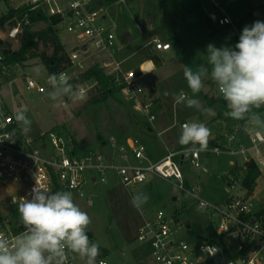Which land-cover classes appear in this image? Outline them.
Here are the masks:
<instances>
[{
	"label": "rangeland",
	"instance_id": "1",
	"mask_svg": "<svg viewBox=\"0 0 264 264\" xmlns=\"http://www.w3.org/2000/svg\"><path fill=\"white\" fill-rule=\"evenodd\" d=\"M148 1L151 3L149 10L145 9L146 0H118L102 9V24L111 27L116 36L126 28L133 33L137 41L116 56L89 50L87 55L81 57L84 67L82 70L77 67L67 68H71L68 73L69 83L78 88L84 96L83 100L68 97L59 101L51 100L49 93L52 88L48 84L50 74L39 58L8 68L1 82L3 85L0 96L13 115L21 106L28 108L27 116L32 122L28 132L30 137L38 138L49 131H59L78 147L95 152H107L106 144L111 137L122 144L133 137L145 147V160H131V163L145 169L157 165L170 152L181 150L179 137L183 123L205 124L211 130V138L217 135L218 141L225 139L234 129H242L243 125L231 127L229 124L218 122V118L215 120L220 106H209L208 99L218 100L221 95L211 79H206L202 90L193 96L183 73L185 67H191L195 71L200 64L206 63L207 45L234 48L245 26H251L257 20L264 21V0H214L218 7H215L212 0ZM19 2L9 0L6 3L5 0H0V17L10 9H15ZM182 7L187 13V19L179 31L183 52L178 54L174 47L169 51L155 50L154 46L151 47L154 38L171 44V23ZM222 11L232 21V25L220 27L214 24L209 28L205 23L206 17L213 14L220 18ZM208 19L213 21L212 18ZM16 22L21 21L13 19L0 26V35L5 39L7 49L13 51L20 48L25 28L36 31L47 27L45 23L22 24L17 39L11 40L8 34ZM137 24L142 29L141 33L136 29ZM56 28L59 31V40L69 56L79 45L75 35L65 32L64 26ZM37 53L51 56L53 49L50 45L41 44ZM146 60L153 62L154 68L150 71H143L141 68ZM104 63H107V66H104ZM95 67L115 79L133 72L139 78L143 94L137 100L124 97L121 91L109 98L102 97L96 81L85 80V74ZM27 77L35 79L44 87L45 92L38 93L27 89ZM9 81H15L12 92ZM179 94L198 99L201 109L189 108L183 103L176 104L174 97ZM94 98H100L101 102L93 104ZM147 103L152 104L149 109V114L154 116L152 123H148V117L141 109V106ZM99 137L105 143L104 146L99 143ZM211 138L208 147L217 143L214 141L212 145ZM187 149H190V146ZM231 161L240 164L242 157L207 154L201 151L200 168H194L186 159L182 166L186 187L198 188L201 198L209 203H223L239 190V183L235 184L234 189L228 186L231 178H240L242 172L240 168H232ZM89 174L97 176L94 171H89ZM244 174L245 171L243 176ZM20 190L19 185L0 184L1 220L11 219L10 214L15 205L11 204L10 196H18ZM138 193L149 197L148 202L140 209L131 203L132 197ZM248 193L257 209L264 208V169L260 172L255 187ZM72 196L75 203L90 216L89 231L93 234L92 242L106 250L107 254L103 259L108 264H156L150 245L139 242L138 235L140 229L148 220L154 218L157 212L190 224V236L203 231L213 222L206 211L200 210L192 198L179 190L176 181L153 176H149L145 185L125 188L119 178L111 173L106 183H87L81 193H74ZM70 254L78 263L76 255H68ZM80 262L85 264L81 258Z\"/></svg>",
	"mask_w": 264,
	"mask_h": 264
},
{
	"label": "built area",
	"instance_id": "2",
	"mask_svg": "<svg viewBox=\"0 0 264 264\" xmlns=\"http://www.w3.org/2000/svg\"><path fill=\"white\" fill-rule=\"evenodd\" d=\"M19 1L15 9L27 7L30 10H41L47 17L58 19L59 28L64 26L65 32L75 35L79 45L69 55L70 67L82 70L81 57L87 55L89 50L111 54L116 48V35L111 27L102 24L103 10L94 8V0ZM212 2L218 7L214 0ZM212 19L220 27L232 25L226 15L220 18L212 16ZM22 24L27 25L28 22L14 23L8 34L11 40L17 39ZM136 29L142 32L139 25ZM4 40L0 35V65L5 61L8 50ZM153 46L157 51H169L172 48L170 43H162L156 38L153 39ZM70 69L59 74L68 76ZM115 82L121 87L124 97L137 100L143 94L139 78L133 72L116 78ZM25 83L27 89L45 92L44 87L32 77H27ZM151 106L150 103L141 106L149 122L154 121V116L149 114ZM258 113L264 117V108L259 109ZM106 145L107 152H95L78 147L59 131H49L38 138L21 133L14 115L0 96V184L21 186L19 195L13 199L15 208L18 209L22 199L31 198V189L36 184L53 192L54 182L57 181L63 189L74 194L81 193L87 183H106L111 173L119 178L125 188L145 185L149 176L174 180L181 192L211 216L213 222L210 224L215 230V237L213 241L204 239L200 235L201 231L190 236V224L157 212L140 229L138 235L139 242L150 245L156 264H264V208L257 209L253 198L242 187L243 171L248 164L253 163L260 172L264 169V129L250 121L242 129H234L226 135L222 145L209 146L204 151L207 154L242 157L239 165H233L242 170L240 178L232 177L230 181L233 189L239 183V190L221 204L205 201L198 188L185 185L183 163L187 159L194 168H200L201 151L181 149L170 152L157 165L144 169L131 163V160H145V147L138 139L128 138L122 144L111 137ZM89 171H94L97 176L89 174ZM14 227H18L19 231L15 232ZM24 230L20 214L18 223H11V219H0V232L10 239ZM218 254L221 255L219 261L216 258ZM68 256V264H75L72 255ZM104 264L108 263L104 261Z\"/></svg>",
	"mask_w": 264,
	"mask_h": 264
},
{
	"label": "clouds",
	"instance_id": "3",
	"mask_svg": "<svg viewBox=\"0 0 264 264\" xmlns=\"http://www.w3.org/2000/svg\"><path fill=\"white\" fill-rule=\"evenodd\" d=\"M183 74L193 96L202 90L206 79H211L227 103V117L251 120L264 129V117L256 111L264 108V21L245 26L234 48L207 45L206 63L195 71L185 67ZM48 84L53 101L63 97L84 99L78 88L69 83L66 74H51ZM174 99L176 104L201 109L200 101L186 94L176 95ZM27 112L26 106L15 112L21 133L31 130ZM211 135L205 124L186 122L182 125L179 143L190 146L192 151H206ZM30 195V199L24 198L18 204L20 223L25 230L14 239L0 232V264H68L69 253L77 254L85 264H97L100 246L87 234L91 218L74 202L72 193L50 192L36 184ZM148 199L146 194L138 193L131 203L140 209ZM99 264L104 261L100 260Z\"/></svg>",
	"mask_w": 264,
	"mask_h": 264
},
{
	"label": "trees",
	"instance_id": "4",
	"mask_svg": "<svg viewBox=\"0 0 264 264\" xmlns=\"http://www.w3.org/2000/svg\"><path fill=\"white\" fill-rule=\"evenodd\" d=\"M118 0H94V8L96 9H104L105 7L113 5ZM6 3L9 0H5ZM151 8V3L146 0L145 2V9L149 10ZM13 19L19 20L21 22L27 21L31 25L45 23L47 27L40 30H32L30 28H25L23 31V35L21 38V46L18 50L13 51L8 49L6 51V59L2 65H0V82L3 79V76L6 75L8 68L12 66H19L28 60L39 58L41 64L45 67L47 72L51 75L53 73L59 74L68 67L71 66V61L69 56L67 55L66 51L64 50L63 45L61 44L59 37H58V19L56 18H49L43 13L41 10H30L27 7H21L18 9H10L7 14L0 17V26L9 22ZM187 19L186 10L182 7L180 9L179 14L177 15L176 19L171 23L172 29V37L170 38L171 45L176 48L178 54L183 52V41L180 36V30L182 25L185 23ZM205 23L208 25L209 28H212L211 21L206 17ZM43 45H50L53 49V53L51 56L46 55L45 53H37L39 46ZM95 80L97 87L99 88L100 92L103 94L102 97L109 98L115 95L116 93L121 91V87L117 85L115 82V78L113 76H106L105 73L101 69L92 68L85 74V80ZM101 102L100 98H94L92 100L93 104H98ZM209 106L214 104H219L220 111L218 112L217 117H224L227 124L231 127L234 126H242L249 120H242L237 121L233 120L230 117H227L225 113L229 111L226 101L221 96L220 99H208ZM259 112V110H256ZM99 143L104 146L105 143L102 142V138L99 137ZM214 141L211 143L213 144ZM186 146H181L180 149H187ZM260 176V171L255 167L253 163L248 164L245 174L243 176L242 187L247 191H252L256 185V180ZM56 191H67L63 189L57 181L54 182L53 192ZM74 199V197H73ZM75 202V199H74ZM11 223L19 222V211L17 208H14L10 214ZM15 232H18V227L13 228ZM88 236L90 240L93 239V234L89 231ZM200 235L209 241H213L215 237V230L210 225L209 227L205 228L201 231ZM101 257L103 258L107 252L105 249L100 247Z\"/></svg>",
	"mask_w": 264,
	"mask_h": 264
},
{
	"label": "crops",
	"instance_id": "5",
	"mask_svg": "<svg viewBox=\"0 0 264 264\" xmlns=\"http://www.w3.org/2000/svg\"><path fill=\"white\" fill-rule=\"evenodd\" d=\"M223 15H226V13H224L223 11H222V16ZM212 16H215V15H213V14H211L210 16H208V18H212ZM212 20V19H211ZM211 24H212V26L215 24L213 21L211 22ZM137 25H139V24H137ZM140 26V25H139ZM139 32V31H138ZM141 33V32H140ZM135 41H137L136 40V38H135V36L133 35V33L130 31V30H128V29H123V30H121L120 32H118L117 33V36H116V48H115V50L113 51V56H116V55H120L121 53H123L125 50H127ZM165 43H170V42H165ZM171 47H173L172 45H171ZM150 63V65H151V68H150V70L151 69H153L154 67H153V62L152 61H148V60H146V61H144L143 62V64H142V66H141V68H142V70L144 71L145 70V65H146V63ZM116 65H119V63H117ZM119 67V66H118ZM144 68V69H143ZM149 70V71H150ZM1 82H3V81H1ZM1 82H0V89H1V87H2V85L3 84H1ZM15 83V81H9V86H10V90H11V92H12V85ZM12 94V93H11ZM12 95H14V94H12ZM213 99H215V98H213ZM14 117H15V114H14ZM215 118V120L217 119V121L218 122H221V123H225V124H227V122H226V120L224 119V118H221V117H214ZM251 120H249V121H247L246 123H244V124H247V123H249ZM148 123H152V122H149L148 121ZM243 124V125H244ZM16 126L18 127V129H20V125L16 122ZM21 131V130H20ZM25 134H29L28 132L27 133H25ZM212 141H215V142H217L216 144H214V146L215 145H222L223 143H224V139L223 140H219L218 141V136L217 135H214V136H212ZM221 142V143H220ZM213 145V144H212ZM163 159H165V158H163ZM163 159H161L158 163H160ZM239 165L238 163H236V162H233V161H231L230 162V166L232 167V168H235L233 165ZM229 187H230V184L228 185ZM240 194H241V192H240ZM6 197H9V196H7L6 195ZM4 198V197H3ZM13 199H14V197L13 196H10V201H11V204L13 205ZM225 202V201H224ZM223 202V203H224ZM221 204V203H220ZM14 207V206H13ZM15 208V207H14ZM72 255V254H71ZM74 255V254H73ZM76 255V257L78 258V263H76L75 262V260H74V262H75V264H81V262H80V257L77 255V254H75ZM100 260H104L103 258H101ZM100 260H98V262L100 261ZM105 261V260H104ZM98 262H97V264H98Z\"/></svg>",
	"mask_w": 264,
	"mask_h": 264
},
{
	"label": "water",
	"instance_id": "6",
	"mask_svg": "<svg viewBox=\"0 0 264 264\" xmlns=\"http://www.w3.org/2000/svg\"><path fill=\"white\" fill-rule=\"evenodd\" d=\"M151 53H152V51H150ZM150 68H151V65H150V63L148 62V63H146V65H145V71H149L150 70ZM179 140H180V137H179ZM181 145V144H180ZM182 146V145H181ZM174 201L176 200L175 198L173 199ZM220 257H221V255L220 254H218L217 256H216V258L218 259V261L220 260Z\"/></svg>",
	"mask_w": 264,
	"mask_h": 264
}]
</instances>
